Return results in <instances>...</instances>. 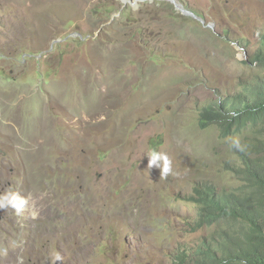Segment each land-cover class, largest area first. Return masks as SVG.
Segmentation results:
<instances>
[{"label": "rangeland", "instance_id": "374dc122", "mask_svg": "<svg viewBox=\"0 0 264 264\" xmlns=\"http://www.w3.org/2000/svg\"><path fill=\"white\" fill-rule=\"evenodd\" d=\"M133 1L0 0V199L28 201L0 209V264H176L210 233L195 188L242 184L228 138L255 127L199 119L264 82V0Z\"/></svg>", "mask_w": 264, "mask_h": 264}, {"label": "trees", "instance_id": "16d2710c", "mask_svg": "<svg viewBox=\"0 0 264 264\" xmlns=\"http://www.w3.org/2000/svg\"><path fill=\"white\" fill-rule=\"evenodd\" d=\"M252 62L264 66V39ZM202 129L217 126L222 137L255 127V137L244 154V186L238 191L218 190L210 183L195 188L192 201L197 215L190 227L209 231L194 247L184 248L176 264H264V83L256 78L234 95L207 104L200 113Z\"/></svg>", "mask_w": 264, "mask_h": 264}, {"label": "clouds", "instance_id": "9594fccd", "mask_svg": "<svg viewBox=\"0 0 264 264\" xmlns=\"http://www.w3.org/2000/svg\"><path fill=\"white\" fill-rule=\"evenodd\" d=\"M261 81H262V79H261ZM228 140H229L230 148L235 149L236 151H239V152H243L244 151V154H250L248 150L245 151L246 145L241 143V140H240L239 137H230V138H228ZM240 155H241V158H240L241 164L240 165H236V166H232L233 173H236V169L244 166V156L241 153H240ZM160 159H163V173L165 175H167L171 171V168H170V161L168 160V157L166 155L161 157L160 154H157V153L153 152L152 156L149 158V166L150 167H153V166L159 167V165L157 164V161L160 160ZM236 175L242 181V184L239 187H237V188H232V189H229V190H227V189H219L213 183H210V184L214 185L216 188H218V190L238 191L244 186L245 181H244V178H243V173H236ZM204 183H209V182H204ZM204 183H201V184H204ZM27 203H28V201H27L26 198L21 197L17 193H11L8 196H5L3 199H0V209H4L6 207H11L12 209H14L16 215L20 216L23 213ZM56 259L57 260H61L62 257L59 254H57L56 255Z\"/></svg>", "mask_w": 264, "mask_h": 264}, {"label": "water", "instance_id": "95a60500", "mask_svg": "<svg viewBox=\"0 0 264 264\" xmlns=\"http://www.w3.org/2000/svg\"><path fill=\"white\" fill-rule=\"evenodd\" d=\"M122 1L125 2V3H128V2L134 3L133 0H122ZM127 1H128V2H127ZM172 1H174L175 4H176V7H177L180 11H182L183 13H185L186 15H190V16H193V17H197L193 12H191V11H189V10H186V9L184 8V5H183L182 3L178 4V3H176L175 0H172ZM135 2H137V1H135Z\"/></svg>", "mask_w": 264, "mask_h": 264}]
</instances>
